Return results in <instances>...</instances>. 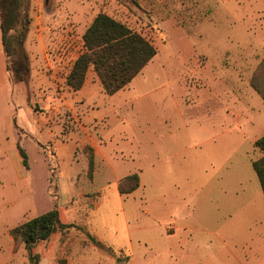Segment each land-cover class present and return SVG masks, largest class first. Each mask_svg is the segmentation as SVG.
I'll list each match as a JSON object with an SVG mask.
<instances>
[{
    "label": "rangeland",
    "instance_id": "obj_1",
    "mask_svg": "<svg viewBox=\"0 0 264 264\" xmlns=\"http://www.w3.org/2000/svg\"><path fill=\"white\" fill-rule=\"evenodd\" d=\"M25 4L24 10L32 22L25 42L31 66L28 81L13 80L0 29V155L4 154L0 157V221L15 223L23 216L15 223L17 226L57 204L61 221L73 224L66 231L55 232L49 244L36 245L35 253L51 260L58 250H67V247H58L59 243L79 242L81 248L77 251L88 252L86 246L95 242L87 234V223L83 220L84 214H88L85 208L94 196L85 195L71 203L72 192L78 189L70 190L63 185L67 178L72 181V177H78L80 181L85 175L89 177V156L93 155V149L87 142L84 150L76 149L72 160L68 148H62L63 183L58 190L60 165L52 171L54 162L47 146L53 149V145L47 139H53L51 133L55 132L58 138L68 142L69 133L74 131L78 140H84L96 132V138L106 142L107 118L96 122L87 119L86 112H90L85 108L87 100L80 98L79 92L66 82L74 61L83 51V34L100 12L140 32L158 50L132 84L114 94L128 99L147 94L139 110L149 119H139L138 112L133 114L131 109L135 104L121 106L118 113L121 119L128 117L125 124L131 125L145 147L144 168L136 167L117 180L119 187L125 176L138 173L141 184L144 170L143 190L136 193L141 199L137 197L133 202L131 198L132 208L138 204L141 210H152V201L156 209L161 201L159 189H162L177 212L185 214L184 209L194 206L192 220L196 224H215L206 220L208 209H204L207 207L220 210L217 219L221 228L228 232L238 227L243 229L251 218L246 211L248 206L243 208L248 199H252V206L257 209V218L264 217V193L252 165L263 155L255 142L264 133V100L253 82L264 90V0H25ZM37 17L41 24L37 25ZM32 36L36 41L33 45L28 42ZM52 49L57 51V56L51 54ZM86 78L91 88L99 89L97 82L100 81L93 69ZM111 101L103 100V105L100 102L102 110L96 113L111 112L114 108V102L109 107ZM110 116L114 121L117 118ZM217 123L220 131L224 124V151H215L203 142L209 136L205 126L209 124L211 128ZM121 124L119 121L120 136L109 138L117 145L116 157L130 160L134 155L121 150L130 141L127 126ZM143 130L154 136L147 137ZM30 131L38 137L43 132L39 145ZM18 143L28 154L29 162L27 167L20 161V176L14 163ZM83 152L88 158L85 172ZM115 167L117 174L127 170L123 164L115 163ZM113 170L109 168L105 176L113 177ZM207 190L209 193L202 197ZM109 202L107 207L117 212L119 200L112 197ZM105 210L102 209L103 215ZM93 219L101 225V232L109 231L110 227L115 230L120 224L115 215L93 214ZM195 234L198 238V232ZM113 240L111 246L105 244L95 252L106 254L105 250L109 252L107 248H110L122 261L129 250L118 246L121 238ZM230 245L229 249H219L214 243L203 252L210 264H232V252H237L239 247ZM24 248L22 241H15V250L20 256L26 253ZM257 264H264V255H260Z\"/></svg>",
    "mask_w": 264,
    "mask_h": 264
},
{
    "label": "crops",
    "instance_id": "obj_2",
    "mask_svg": "<svg viewBox=\"0 0 264 264\" xmlns=\"http://www.w3.org/2000/svg\"><path fill=\"white\" fill-rule=\"evenodd\" d=\"M37 20L39 22H37V25L41 24L40 19L38 17L36 18V21ZM40 37L41 33H38V40L42 47H44L42 38ZM28 42L33 45V42L35 43L36 41H33L32 36L28 40ZM51 51L52 55H58L57 51L55 52L54 49H52ZM89 83L90 81L88 80V78H86L83 87L77 91L79 92L78 96L87 100L85 103V108L86 110H90V112H86L87 119L94 120L96 122L103 118H107V130L104 131L106 142L102 143L99 138H96V132L94 136L88 135L90 139L86 138L84 140H78V135L74 131H72L68 135V142L58 138L55 132H50L51 134H54V137L53 139H47V142L51 141L56 156L55 160L60 165L56 188L60 190L61 188L59 186L63 183L62 165L64 156H62L61 154L62 148H68V152L70 153L73 160V156L75 155L76 149L78 147H82L84 150V147L87 146L86 144L88 142L90 144V147L93 149V176L89 179V177L87 178L85 175V177H81L82 179L80 181L78 180V177L77 179H74L72 177V181L67 178L66 182H64L63 185L69 186L68 188L70 190H73L74 187H77L78 189L77 192L76 190L72 192L71 203L74 199L85 197V195L92 194L94 196L95 200L93 199L91 201L92 203L90 204V206L88 205L85 208L88 214H84L83 216V220L87 223V234H89V236L95 237L96 240L98 242L103 243V245L108 244L109 246H111L114 242V237L116 239L121 238V244H119L118 246L121 248V250L128 249L129 254L126 255V258L121 261V258L119 259L118 256L113 255L107 252L106 250V254H98L97 252H95L98 248L101 247L97 241L91 244V246H86L90 250H88V252L77 251L79 250V248H81V243L79 242H63L59 243L58 247H67V250L61 252H59L58 250L56 253H54V256L51 260H45V256L41 257L40 263L60 264V261L63 260L61 264H210V259L206 257L207 255H204L203 251L204 249H209L212 244L215 243L217 244L219 249H229L231 248L230 244H234L235 247L238 245L239 249L237 250V252L231 251L232 255L234 256V262L232 261V264H257L260 255H264V217L257 218V209L256 207L252 206V199L250 201L249 199L245 200L243 206V208L248 206L246 211L248 212L249 216H251L247 223L248 225H246L243 229H241L240 227L233 229L231 232H228L227 229L221 228L220 221L219 219H217L219 215L218 213L220 212L219 209L211 210L207 207H205L206 209H204H208L205 213L207 222H209L210 224L215 222V224H213L212 226L205 225L204 223L196 224L192 220V216H194L195 213L194 206H191L192 208L190 209H184L185 214L177 212L175 209H172L173 207L168 203L166 193L164 194L162 189H159L161 193V201L159 205L156 204V209H154V207L152 206V201L150 202L152 210H147L146 208L144 210H141L138 207V204L137 208H132L130 204L131 198H133V202L136 201V198L140 197V195H137L136 193L141 192L143 190L144 170L141 174V184L134 192L131 193L132 195L129 194L126 196L121 194L117 180L118 177L126 175L136 167L144 168L143 158L145 157V147H143L141 139L136 136V133L131 129V125L125 124V122L128 121V117H126V114L124 113V116L126 118L121 119L118 113L119 110L122 108L121 106L125 104H135L136 106L133 105L131 109L133 114L138 112L139 115H137L139 119H149L148 116H144L142 113H140L144 112L143 110H139L144 104L142 102L144 100V96H146L147 94H141V96L138 95V97L135 96L131 99H128V97L126 96L118 97L114 94L108 95L109 97H106L103 96V92H101V82H97L99 89L98 87L91 88ZM123 90L124 88L119 90L118 92H122ZM111 99L113 101L109 103L110 108L112 107V103L114 102V108L111 110V112H107V110H105L103 111V113H96V111L98 112L99 110H102L99 106L100 102L103 105V100ZM124 110L127 112V108ZM15 114L16 112H14L13 114L14 118H16ZM110 114H112L113 116H117V118H115V121L111 119ZM119 121L123 123L121 125H126L128 128L127 132L129 133L128 136L130 138V141L127 142V144L122 145L121 150L124 153L130 152L134 155V157L130 160L119 159L116 157L115 148H117V145H114V142L111 141L109 138L113 137L114 135H116L117 137L120 136L121 133L119 127L121 126L118 125ZM113 125H115V127H112ZM110 127H112L113 129H110ZM205 128L209 132L208 138L203 141L206 146L210 147L211 145L212 149H215V151H224L226 146L224 124H222L221 131L219 123H217V125L212 126L211 128L210 125L207 124ZM57 131L59 133V129ZM29 133H31L32 137L36 140L37 144L39 145V143H41V141L39 140L40 137H44L43 132L40 131L39 137L37 136L38 134L34 133L33 131H30ZM143 134L149 138H152L154 136L153 134H150L148 130H143ZM115 144H117V142H115ZM19 145L20 143H18V146ZM0 157H4V154L0 155ZM83 158L85 161V164L83 165V171L85 172L86 167L88 166V158L85 156V154L83 155ZM21 160L23 163V158L19 150V152L17 153V157L14 159L18 175L20 172L19 168ZM115 163L123 164L126 166L127 170L128 168L129 170H126L125 173L117 174L118 171L115 167ZM109 168L114 169L113 177L111 178L105 176ZM26 177L28 178V176ZM163 180H166V177H164ZM27 185H30L29 181L27 182ZM208 193L209 190H207V192H203L202 197H204V195ZM142 194L144 195V192ZM143 195H141V197ZM112 197L113 199L115 197L119 200L120 206L117 212H115L113 208L107 207L108 204H111V202L108 203V201L111 200ZM144 197L146 198L145 195ZM204 204H206V201H204ZM225 205L223 207L224 209L226 207ZM53 208L58 209L57 204L54 205ZM104 208H106L105 215L101 213L102 209ZM199 210L201 211L202 209ZM197 213H199V211H197ZM93 214H100L101 217H106L107 215H115L120 224H117L115 230L110 227L109 231L106 230L104 232H101V229H99L101 225L99 226V224H97V220L93 219ZM22 218L23 216L19 218V220ZM19 220H17V222ZM15 223H3L0 221V264H28L27 249L24 248V250L26 249V253L20 256L15 250L14 237L11 236L9 232V229L16 226ZM195 232H198V238H196L197 233L195 234ZM52 235L48 239L40 241L37 246L39 244H49ZM105 237L111 239L107 240V238ZM2 249L5 250L3 251ZM137 249L139 250L137 251ZM195 249H197V251H195ZM44 250L48 251L47 248H44ZM58 253H60V255H58ZM228 263L231 264L230 262Z\"/></svg>",
    "mask_w": 264,
    "mask_h": 264
},
{
    "label": "trees",
    "instance_id": "obj_3",
    "mask_svg": "<svg viewBox=\"0 0 264 264\" xmlns=\"http://www.w3.org/2000/svg\"><path fill=\"white\" fill-rule=\"evenodd\" d=\"M25 0H0V29L4 50L9 57L8 69L15 82H26L30 75V60L25 49L31 18L25 12ZM157 47L144 35L126 23L105 13H98L83 34V51L74 61L66 77L67 85L74 91L80 90L87 73L93 69L102 88L113 95L126 87L157 55ZM264 64V60H263ZM253 86L264 100V90L253 82ZM255 144L263 155L252 165L264 193V133ZM23 164L28 166L27 154L19 145ZM94 157L89 156V177L93 176ZM138 173L125 176L119 183L122 194H129L139 187ZM60 219L59 210L53 208L29 218L13 227L10 233L15 241H22L28 251V264H41V256L33 251L38 242L48 239L57 231H66L72 226ZM94 241H97L94 239ZM98 242V241H97ZM98 244L105 247L102 243ZM107 250L116 255L112 249ZM120 259V257L118 256ZM121 260V259H120Z\"/></svg>",
    "mask_w": 264,
    "mask_h": 264
},
{
    "label": "built area",
    "instance_id": "obj_4",
    "mask_svg": "<svg viewBox=\"0 0 264 264\" xmlns=\"http://www.w3.org/2000/svg\"><path fill=\"white\" fill-rule=\"evenodd\" d=\"M47 147H48L47 152H48L49 156L54 160L53 161L54 162V167L52 168V171H54L56 168H58V162L55 160L56 156H55V153H54V151L52 149V146L49 145Z\"/></svg>",
    "mask_w": 264,
    "mask_h": 264
}]
</instances>
